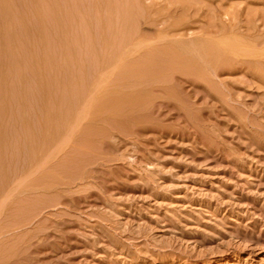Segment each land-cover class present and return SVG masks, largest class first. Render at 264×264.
Listing matches in <instances>:
<instances>
[{
    "label": "rangeland",
    "instance_id": "374dc122",
    "mask_svg": "<svg viewBox=\"0 0 264 264\" xmlns=\"http://www.w3.org/2000/svg\"><path fill=\"white\" fill-rule=\"evenodd\" d=\"M0 264H264V0H0Z\"/></svg>",
    "mask_w": 264,
    "mask_h": 264
}]
</instances>
